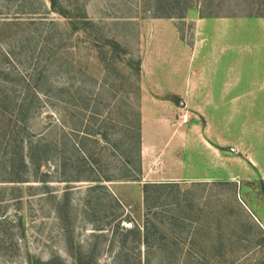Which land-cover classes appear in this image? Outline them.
Here are the masks:
<instances>
[{"label":"rangeland","instance_id":"rangeland-1","mask_svg":"<svg viewBox=\"0 0 264 264\" xmlns=\"http://www.w3.org/2000/svg\"><path fill=\"white\" fill-rule=\"evenodd\" d=\"M56 5L0 0V109L10 108L2 94L20 96L17 79L30 78L40 67L44 88L56 98L42 97L41 107L31 110L28 133L32 140L59 143L57 155L51 153L39 168L32 164L42 155L27 158L25 182H12L18 175L0 169V264L22 262L28 253L43 259L57 254L73 264L65 230L79 264H264V17L237 21L217 40L208 91L210 101L220 104L222 128L217 113L204 112L201 96L154 97L173 107L142 108L141 94L157 88L153 73L149 81L142 75L141 60L171 55L183 60L184 74L193 67L192 88L200 86L196 19L264 15V0ZM151 7L170 17H153ZM84 18L93 26L83 25ZM169 25L192 52L176 44L160 49L169 40ZM163 29L167 37L158 31ZM153 114L159 116L154 128ZM142 115L148 122L144 134ZM11 120L0 115V136ZM125 169L137 181H102L100 187L89 181L119 177ZM143 183L176 185L144 202ZM147 221L158 229L144 246L129 230Z\"/></svg>","mask_w":264,"mask_h":264},{"label":"trees","instance_id":"trees-1","mask_svg":"<svg viewBox=\"0 0 264 264\" xmlns=\"http://www.w3.org/2000/svg\"><path fill=\"white\" fill-rule=\"evenodd\" d=\"M57 0H49L50 7L53 9L57 8ZM159 7H151V10H153V17H159V18H169L170 15L168 13L166 14H158ZM202 17H218L217 14H205L201 15L198 18ZM247 17H261L263 18L264 15H247ZM9 23H6L5 25H8ZM16 24V23H13ZM17 24H20L17 22ZM73 24V23H71ZM82 24L86 27L93 26L92 23L85 18L82 21ZM110 43V44H109ZM107 44L110 46H113L117 48V43L109 41ZM38 61V60H37ZM39 64V62H36ZM50 65V64H49ZM48 65V67H49ZM140 62H138L137 71H140ZM44 68L47 69V65H44ZM44 70L40 67H35L33 74L30 78L27 79L26 76L19 77L17 79V85L19 86V79L21 82L20 87V96H14L13 98L7 96V93L2 94L3 99L1 102H6L9 104L10 108L7 107L6 111H2L0 109V115L2 118L5 119L7 117L9 120H11L12 125L8 126L7 129L2 131L0 136V169L2 171H12L15 174H17L18 180H14L12 182H25L23 179L24 174L27 170V158L32 161L33 156H43V158L37 162L33 163L32 165L36 168H39L42 161H46V159L49 160V155L53 153V155H57V147L59 146V143L57 141L55 142H45L44 138L40 137L37 140H32V136L30 133H28V126L26 124L27 117L29 113H31V110L34 111L35 109H38V107H41L43 104L42 97H46L47 99H55V94L51 92L50 90H46L44 87V81L45 75H43ZM22 74V73H21ZM23 75V74H22ZM1 80V83L4 84V82L7 81L8 77L3 76ZM27 79V80H26ZM26 80V82H25ZM7 90V88H6ZM3 91V90H2ZM12 91H16L15 89H12ZM1 93V92H0ZM10 111V112H7ZM61 124V123H60ZM3 128V127H2ZM140 129L138 128V131L135 135V151H139L140 146ZM34 139V138H33ZM80 149V148H79ZM138 154V153H137ZM89 181H94L95 186L100 187L103 184H101L102 181H125V182H131V181H137L134 179L133 176L128 174V171L125 169V172L122 176L119 177H105L103 180L99 178L90 179ZM171 185H176L175 183H143V199L144 202L147 201L149 196H152L153 193H156L159 190H165V188H171ZM170 226V224H169ZM144 233L142 234V229ZM150 228L154 229V232L148 231ZM158 227L155 225L152 221H147L143 223L142 226H139L137 224H133L132 228L129 230L134 235H138V238H143V244L146 246L149 243L150 237H152L153 233H156V230ZM65 244L67 248V253L69 257L72 260L73 264H79V259L76 256V250L72 244V234L69 230H65ZM13 264H65V261L63 258H61L60 255L52 254L49 258L43 259L38 256L30 255L29 253L26 255L24 260L22 262L13 263Z\"/></svg>","mask_w":264,"mask_h":264},{"label":"crops","instance_id":"crops-1","mask_svg":"<svg viewBox=\"0 0 264 264\" xmlns=\"http://www.w3.org/2000/svg\"><path fill=\"white\" fill-rule=\"evenodd\" d=\"M242 19H253L251 17H202L197 18V23H199L197 27V35L201 36L200 38V45H202V55H201V72H202V80L201 85L197 86L196 89L192 88L190 75L193 72V67L189 69V72L184 74L182 70L179 68L180 63L183 60H180V57L171 55L170 60L167 58L166 60H141V71L142 75L146 76V81L152 80V78H149L150 74L153 73L154 81H155V87L146 90L147 92L141 93L142 96L145 98V103L143 104L142 108L145 107H154L157 105L167 107H173V104L171 101H164V100H157L154 97H188V96H201L203 97V109L206 113L215 112L218 116V128H222V122L220 120V113L217 111L220 104L211 102L210 97L212 96L210 94V91H208L209 86V79L211 74L216 73V67L217 64L215 60H218V56L215 54V48L217 45V40L222 37L223 34L226 32L227 27L229 25H232L233 23H236L237 21H241ZM256 20V19H254ZM168 27V26H166ZM204 28L207 29L204 30ZM169 33V36L167 37V32L165 29L158 30L161 34H164L162 36L167 37L169 40L167 41H161L160 42V49L162 48H169L173 47L174 44L179 45L183 52L186 51L192 52V47L190 44H187L186 42H183L178 36L177 31L175 28L171 25H169L166 29ZM182 52V53H183ZM190 56V55H189ZM154 63V65H153ZM169 64V66H168ZM148 65H153L151 67H148ZM166 65V66H165ZM159 68L160 76L158 77V71ZM188 69V68H187ZM144 83V82H143ZM197 83V82H196ZM146 97H151L153 99V102H147ZM144 101V100H143ZM182 104V102H181ZM176 108V106H174ZM160 113V119L166 120V115L162 111H159ZM163 115V116H162ZM158 115L153 114L151 119L149 120L150 126L154 128L156 121L159 119ZM146 118L144 115H142V133L144 134L145 126H147L148 122L146 121ZM145 122V123H144ZM203 124V128H204ZM144 145V136H142V146ZM144 149V147H143ZM143 153V152H142Z\"/></svg>","mask_w":264,"mask_h":264}]
</instances>
